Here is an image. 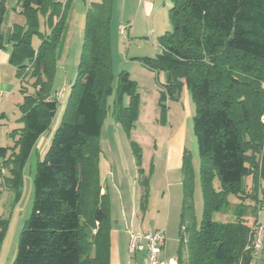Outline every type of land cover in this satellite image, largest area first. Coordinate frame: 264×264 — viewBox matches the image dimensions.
<instances>
[{
  "label": "trees",
  "instance_id": "trees-1",
  "mask_svg": "<svg viewBox=\"0 0 264 264\" xmlns=\"http://www.w3.org/2000/svg\"><path fill=\"white\" fill-rule=\"evenodd\" d=\"M7 1L0 4V49L14 46L10 63L21 82L30 75L36 87L21 106L24 127L16 149L0 147V176L3 169L10 170L4 184L18 202L27 161L59 109L53 83L67 34L70 0H16L15 10L26 16L27 25L5 31ZM113 3L103 0L87 9L77 77L63 120L38 163L33 210L20 235L14 264H111V206L109 195H102L100 174V140L108 100L114 96L112 114L129 134L140 113L136 82L128 73L116 77L113 69ZM170 3L172 30L160 38L157 64L167 74L164 99L178 100L186 86L194 103L205 205L199 224L194 201L196 174L185 152L178 263L250 264L252 253L247 247L252 228L244 203L254 202L255 215L264 180V0ZM41 15L51 29L48 36L39 32ZM35 35L43 38L37 51L32 48ZM26 59L30 64L24 63ZM217 177L219 191L213 186ZM247 177L253 179L250 189L244 183ZM229 195L242 203L235 207L232 222L218 224L212 215L229 208ZM142 197L144 206L147 190ZM0 224L2 243L8 221Z\"/></svg>",
  "mask_w": 264,
  "mask_h": 264
},
{
  "label": "rangeland",
  "instance_id": "rangeland-1",
  "mask_svg": "<svg viewBox=\"0 0 264 264\" xmlns=\"http://www.w3.org/2000/svg\"><path fill=\"white\" fill-rule=\"evenodd\" d=\"M60 1L66 3L68 0ZM88 1L100 3L103 0H70L69 2L65 20L68 27L67 34L62 56L56 64L53 83L54 92H58L53 95V98L58 100L59 109L49 130L40 136L27 161L24 169L22 196L18 202L15 200L14 192L4 184V178L9 176L10 170L8 168L2 170L0 176V222L6 220L8 225L4 240L0 243V264H14L18 254L20 235L32 214L37 166L48 152L54 135L63 120L72 84L77 77L84 46L86 3ZM149 1L154 4V8L150 14H147L146 3ZM6 6L8 15L3 30L6 31L8 26L11 29H14L15 26L25 28L27 18L15 10L17 9L16 0H8ZM169 11L165 0H114L111 21L113 69L116 77H119L121 73H128L130 79L136 82V91L140 99V113L134 129L129 134L112 114L114 96L109 98L108 116L104 122L100 140L103 151L100 156V168L103 179L105 182L107 179L106 184L110 186L111 196L115 201L113 215H120L116 197L120 198L121 204L128 208L131 200L138 198L140 191L144 190V195L147 190V207L151 210L150 216L146 217L147 225L167 224L170 230L169 234L171 232L178 234L181 224V209L175 207L174 202L170 208L167 201L170 191L174 192L173 196L175 197L179 183L175 180L182 176L179 172L168 179L164 160L167 151V136L183 125L187 128L186 152L190 155L192 167L197 176L194 201L199 224L203 219L205 205L200 182V155L194 134V103L186 86L183 87L178 100L164 99L166 93H163V89L167 82V74L157 64L162 52L160 38L172 30ZM39 20V32L48 36L51 29L44 24L42 15L39 16ZM42 39V35H35L32 38V48L35 51L41 46ZM8 48L11 55L14 46L11 44ZM24 63L30 64L29 59L24 60ZM8 88H14V90L10 93L2 92ZM35 92L34 79L27 75L21 82L18 70L10 63L9 57L7 67H0V147L10 148L12 152L16 149L18 133L24 127L21 106L25 96ZM129 102L130 98L126 96L125 104L128 105ZM105 162L109 167L114 165V173L111 178H108ZM151 163L155 166L153 175L150 170ZM114 178L118 196H115L114 189H112ZM213 186L217 191L220 190L221 182L218 177ZM109 198L111 206V197L109 196ZM236 200L234 195H229V208L214 212L212 220L218 224L232 222L235 219ZM254 206V202L249 200L248 215L253 216ZM153 216L156 219L152 224Z\"/></svg>",
  "mask_w": 264,
  "mask_h": 264
},
{
  "label": "crops",
  "instance_id": "crops-1",
  "mask_svg": "<svg viewBox=\"0 0 264 264\" xmlns=\"http://www.w3.org/2000/svg\"><path fill=\"white\" fill-rule=\"evenodd\" d=\"M91 1H88L86 3V8L88 9ZM166 7L169 9L172 8V4L169 2V0H165ZM7 7V6H6ZM154 8V4L150 1L146 3V12L147 14H150L152 9ZM8 10V8H7ZM7 28H11L8 26ZM121 34V32H120ZM9 57L10 52L9 48L0 49V67H7L9 64ZM14 88H8L7 90H3L2 92L8 91L9 93L12 92ZM60 93V92H59ZM104 129V127H103ZM174 132V133H173ZM103 133V131H102ZM187 128L185 125L183 127H179L176 130H173L170 135L167 136V151L165 155L164 160V166H165V172L167 175V178L170 179L177 175L179 172H181L182 178H178L175 180L178 183V191L176 190L175 197L174 192L170 191L169 199H168V205L171 208L172 202H174L175 207H180V211L182 214V208H183V200H184V175H183V157L186 152V141H187ZM101 151H102V142L100 143ZM157 147V146H156ZM103 152V151H102ZM101 164V160H100ZM108 178L113 177V170L114 165L112 167H109L107 162H105ZM151 174H154L155 166L153 163L150 165ZM100 174H101V181H102V195L108 194L111 197V222H112V231H111V264H145V252L138 253L136 256H131L129 253V243H130V233L134 232L138 235H143L150 232H156V231H163L166 235V243L163 248V251L160 254V260L162 261H168L169 259H178L180 252H181V224L179 228L178 234L175 232H171L169 234V226L167 224L161 225H154V221L156 219V214L152 217V224L153 226L147 225V219L148 216L151 214V210L148 209L147 203L143 206L142 204V195L144 193L143 191H140L138 198H133L130 205L127 206L121 204V199L116 197V202L118 201V212H120V215L115 216L113 215V204H115L114 198L111 196L110 186L106 184L105 179H103L101 168H100ZM152 174V175H153ZM115 176V175H114ZM197 178V176H196ZM252 177H247L244 180L245 186L247 189H250L252 186ZM115 196H118V190H116V182L115 178L112 182ZM182 189V190H181ZM11 191V190H10ZM181 192V193H180ZM165 196V195H164ZM114 197V195H113ZM259 204L257 207V212L255 215H248L247 216V223L248 225L253 228L254 225L260 221L264 223V180L262 181V190L259 195ZM235 207L242 203V201L236 197ZM249 201H246L244 205H248ZM234 207V208H235ZM235 211V209H234ZM180 214V218H181ZM145 245V241L143 242ZM250 264H264V249L258 252L257 254H252V259Z\"/></svg>",
  "mask_w": 264,
  "mask_h": 264
},
{
  "label": "built area",
  "instance_id": "built-area-1",
  "mask_svg": "<svg viewBox=\"0 0 264 264\" xmlns=\"http://www.w3.org/2000/svg\"><path fill=\"white\" fill-rule=\"evenodd\" d=\"M1 102V98H0ZM145 241L146 245L143 243ZM166 243V235L163 231L150 232L143 235L130 233L129 253L136 256L145 252V264H179L178 259L160 260V254ZM264 249V223L258 221L252 228V238L247 250L257 254Z\"/></svg>",
  "mask_w": 264,
  "mask_h": 264
}]
</instances>
